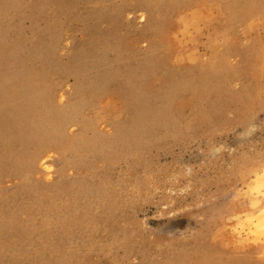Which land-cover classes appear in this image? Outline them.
<instances>
[{
    "label": "rangeland",
    "instance_id": "obj_1",
    "mask_svg": "<svg viewBox=\"0 0 264 264\" xmlns=\"http://www.w3.org/2000/svg\"><path fill=\"white\" fill-rule=\"evenodd\" d=\"M261 209L264 0H0V264H264Z\"/></svg>",
    "mask_w": 264,
    "mask_h": 264
},
{
    "label": "bare ground",
    "instance_id": "obj_2",
    "mask_svg": "<svg viewBox=\"0 0 264 264\" xmlns=\"http://www.w3.org/2000/svg\"><path fill=\"white\" fill-rule=\"evenodd\" d=\"M4 147V146H3ZM3 147H1V149L3 148ZM4 152H5V150H4ZM3 154V153H2ZM4 155V154H3ZM3 155H1V156H3ZM2 159V158H1ZM252 220H255V222L254 223H256V221H257V226H255L254 228H256L257 229V231H259V229L261 228V227H264V209H261V211H260V213L259 214H257L256 216H254L253 218H251ZM254 231H255V229H254Z\"/></svg>",
    "mask_w": 264,
    "mask_h": 264
}]
</instances>
